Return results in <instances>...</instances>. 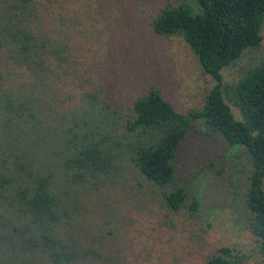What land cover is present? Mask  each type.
Segmentation results:
<instances>
[{
  "label": "trees",
  "instance_id": "trees-1",
  "mask_svg": "<svg viewBox=\"0 0 264 264\" xmlns=\"http://www.w3.org/2000/svg\"><path fill=\"white\" fill-rule=\"evenodd\" d=\"M176 1L148 24L156 35L179 37L212 81L199 107L185 112L154 86L123 104L102 72L108 56L89 62L78 54L88 32L99 22L111 31V19L125 21L131 5L0 0V264H87L119 255L110 250L117 211L105 208L107 228L92 230L83 202L85 195L110 197L127 174L143 194L192 220L195 196L187 200L186 185H174L191 122L246 157L243 206L264 264V0H195L194 12ZM237 65L236 77L224 81L223 71ZM246 255L222 245L203 264H241Z\"/></svg>",
  "mask_w": 264,
  "mask_h": 264
},
{
  "label": "rangeland",
  "instance_id": "rangeland-1",
  "mask_svg": "<svg viewBox=\"0 0 264 264\" xmlns=\"http://www.w3.org/2000/svg\"><path fill=\"white\" fill-rule=\"evenodd\" d=\"M185 1L194 8L192 12L197 10L195 0ZM120 3L131 5L125 21L112 18L111 31L99 22L101 25L87 33V40H81L78 54L87 61L94 54L96 62L108 56L107 64L101 66L105 71L102 72L112 77L111 87L123 104L146 87L154 86L176 111L197 109L212 85L211 79L202 73L179 37L156 35L148 24L165 3L175 5L177 1ZM96 34L103 39L100 45L92 40ZM92 49H96L94 53ZM260 51L264 55V32ZM246 61L244 57L239 65ZM239 65L224 70L223 80H233ZM227 149L218 134L204 131L197 122L190 123L181 140L174 185H186L187 200L195 196L198 208L192 220L184 211L166 210L147 191L143 194L145 187H137L130 174L126 175L128 181L116 179L109 186L114 192L110 197L85 195L83 222L92 230L107 228L105 208L117 211L113 229L117 236L110 250H122L107 262L87 264H203L222 245L247 254L241 264H260L262 258L253 250L255 242L247 229L248 216L243 206L246 157L241 152L228 153ZM106 190L105 186L100 188L101 192Z\"/></svg>",
  "mask_w": 264,
  "mask_h": 264
}]
</instances>
